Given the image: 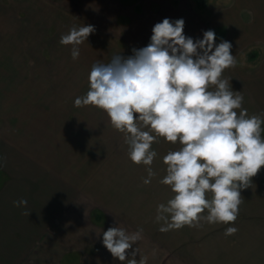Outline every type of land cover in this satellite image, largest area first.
Segmentation results:
<instances>
[{"label": "crops", "instance_id": "1", "mask_svg": "<svg viewBox=\"0 0 264 264\" xmlns=\"http://www.w3.org/2000/svg\"><path fill=\"white\" fill-rule=\"evenodd\" d=\"M144 1L137 15L144 17L147 29L164 18H182L186 37L202 39L204 31L213 30L216 44L224 40L234 46L235 58L250 53L259 69L247 85L241 83L240 74L235 75V91L243 95L242 108L249 110V116L264 118V0L232 1L208 19L190 0H146L147 6ZM112 2L104 0V14H112ZM226 10L232 22H222L225 16L218 15ZM107 27L112 26H98ZM22 121L0 118V264H127L114 258L102 243L109 227L123 228L128 234L143 230L132 249L138 250V264H264L263 209L249 211L242 218L238 214L231 225L238 231L230 236L222 229L225 224L208 223L204 224L207 228L184 230L169 242L162 241L157 213L147 218L143 213L148 166L133 163L125 149L115 155L114 172L108 169L113 162L111 152L98 154L97 138L82 135L73 123L53 124L51 129L48 125L38 128L39 124L34 128L30 118ZM170 143L159 137L152 144L157 156L151 168L160 177L151 178L150 197L158 204L169 200L155 195L164 186L160 183L166 175L163 158L171 151L165 148ZM97 163L101 167L94 170ZM86 166L89 171L81 172ZM251 185L244 189L250 194L241 191L239 210L245 211L250 200H264L251 198L264 189L262 179L253 177ZM20 199L27 200L26 207L14 206Z\"/></svg>", "mask_w": 264, "mask_h": 264}, {"label": "clouds", "instance_id": "2", "mask_svg": "<svg viewBox=\"0 0 264 264\" xmlns=\"http://www.w3.org/2000/svg\"><path fill=\"white\" fill-rule=\"evenodd\" d=\"M184 27L182 18H164L152 28L147 46L134 48L126 58L116 54L108 63H94L89 90L74 101L76 107L92 105L107 113L112 127L123 134L129 159L148 166L145 184L155 176L152 144L157 138L181 146L163 158L166 175L160 183L174 195L157 205L161 232L198 227L202 220L234 224L241 191L252 186L251 179L264 166V118L248 115L243 95L223 76L236 65L232 44H216L213 30L194 40L185 36ZM94 31L92 25L72 26L59 43L71 45L72 59L77 60L79 45ZM13 203L27 206L25 199ZM142 231L128 234L109 227L102 243L119 261L138 264V250L132 249ZM237 231L230 226L225 235Z\"/></svg>", "mask_w": 264, "mask_h": 264}, {"label": "rangeland", "instance_id": "3", "mask_svg": "<svg viewBox=\"0 0 264 264\" xmlns=\"http://www.w3.org/2000/svg\"><path fill=\"white\" fill-rule=\"evenodd\" d=\"M112 1L110 6L113 12L106 15L103 12L104 0H0V118H16L21 123L24 118H30L34 128L38 124V128L40 125H48L53 129V124L73 123L82 135L89 134L97 138L98 154L102 155L106 150L111 152L113 162L108 169L116 172L115 155L128 149L123 134L112 127L105 111L92 105H74L75 99L89 90L88 77L94 63H108L116 54L126 58L133 55L134 48L140 49L150 43L152 28L147 29V22L143 24L144 17L137 15L143 11L142 0L140 3L139 0ZM190 1L196 11H201V15L208 19L217 16L219 9L235 0ZM144 2L147 6L148 2ZM228 11L218 14L225 16L222 22H232ZM145 18L148 19V16ZM149 21H152V16ZM105 24L112 27L98 28ZM82 25H92L95 31L89 35L87 41L79 45V58L73 60L72 46L61 45L59 40L72 26ZM232 48L233 55V45ZM235 59V67L228 68L223 73L225 78L231 79L233 91L238 85L235 75L240 77V74L241 83L243 81L247 85L251 74L254 75L259 69L250 53ZM247 112L249 115V110ZM261 127L264 129V126ZM261 136L264 138L262 132ZM154 147L157 149L158 144ZM180 147L179 143H170L168 147L165 145L171 151ZM96 166L101 167L97 163L93 169ZM88 171V166L81 167V172ZM96 173L98 174V170ZM159 177L155 176L156 179ZM255 177L257 181L262 179L264 182V166ZM150 187V184L144 186L143 213L146 218L151 213H157L158 203L150 197L153 195V187L152 190ZM159 189L162 190L155 195L159 199H171L174 195L168 185ZM258 192L259 196L253 195L251 198H264V189ZM244 193L250 194L248 191ZM250 201V206H244L245 211L239 210L241 218L249 211L264 210V200ZM204 224L208 223L202 220L198 227L185 226L178 230L161 232V240L169 242L176 233L179 236L184 230L200 229ZM231 225L232 223L225 224L222 229ZM207 226L204 225L205 228Z\"/></svg>", "mask_w": 264, "mask_h": 264}]
</instances>
